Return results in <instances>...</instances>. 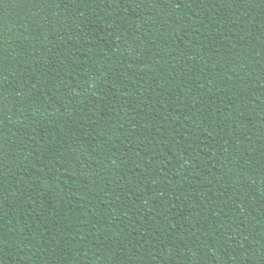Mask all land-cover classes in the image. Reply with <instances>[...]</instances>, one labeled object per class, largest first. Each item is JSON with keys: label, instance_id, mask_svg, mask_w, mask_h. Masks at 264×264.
Instances as JSON below:
<instances>
[{"label": "trees", "instance_id": "1", "mask_svg": "<svg viewBox=\"0 0 264 264\" xmlns=\"http://www.w3.org/2000/svg\"><path fill=\"white\" fill-rule=\"evenodd\" d=\"M0 264H264V0H0Z\"/></svg>", "mask_w": 264, "mask_h": 264}]
</instances>
